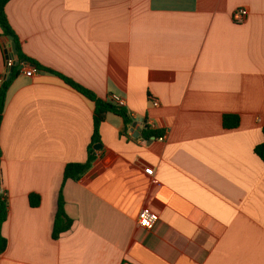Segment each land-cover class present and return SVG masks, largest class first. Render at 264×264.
Instances as JSON below:
<instances>
[{
  "label": "crops",
  "instance_id": "obj_1",
  "mask_svg": "<svg viewBox=\"0 0 264 264\" xmlns=\"http://www.w3.org/2000/svg\"><path fill=\"white\" fill-rule=\"evenodd\" d=\"M6 13L53 73L20 72L8 89L0 264H264V0H9ZM10 42L0 28V71ZM60 76L123 97L133 122L105 116L91 169L62 187L73 227L55 241L64 169L88 158L95 112Z\"/></svg>",
  "mask_w": 264,
  "mask_h": 264
},
{
  "label": "trees",
  "instance_id": "obj_2",
  "mask_svg": "<svg viewBox=\"0 0 264 264\" xmlns=\"http://www.w3.org/2000/svg\"><path fill=\"white\" fill-rule=\"evenodd\" d=\"M9 0H0V28L2 29L3 36L6 38H14L15 39V45L17 49V54L19 56L20 62L24 61L26 63L32 64L35 69L38 71H45L53 73L51 70L42 68L39 66L38 63L33 61L31 58H28L25 56L21 50V47L19 45V40L16 37L15 33L12 31L11 26L8 23V16L6 13V6ZM20 65H17L14 67V72L12 75V78L9 80H5V82L0 87V118L2 120V116L4 113V110L7 105V94L8 89L11 87L13 80L16 78V76L20 73ZM60 78L73 90L77 91L78 94L82 95L83 97L87 98L95 105V112L93 113V136H91V142L88 147V158H86V161L84 163L75 164V163H69L66 165L64 169L63 174V180H62V186L59 191V198L57 203V210L54 220V226L52 229V239L57 241L60 239L61 235L68 232L71 227H73V220L69 218L64 210V203L65 199L63 196V185L66 181L73 180V181H79L92 167V164L95 157V150L94 146L96 144H101L100 141V128L101 125L105 121V116L109 113L116 114L122 118V121L124 122L125 127L127 128L132 124V118L130 117L128 111L123 107H118L110 102H106L103 100H100L97 96H95L90 91L82 88L81 86L77 85L74 81L61 77ZM0 120V123H1ZM238 119L237 116H225L223 117V126L226 130H232L238 128ZM264 134V129H263ZM142 135L145 141H150L152 139H157L161 136L160 132L152 131L149 127H144L142 130ZM255 153L259 157V159L264 163V142L261 145H257L255 147ZM1 156H2V149L0 146V254L5 252L7 247V241L3 236V224H6L8 220V206L7 201L5 200V196L2 193V179H3V173L1 168ZM40 203V197L36 195H32L30 197L29 205L31 208H36L39 206Z\"/></svg>",
  "mask_w": 264,
  "mask_h": 264
},
{
  "label": "built area",
  "instance_id": "obj_3",
  "mask_svg": "<svg viewBox=\"0 0 264 264\" xmlns=\"http://www.w3.org/2000/svg\"><path fill=\"white\" fill-rule=\"evenodd\" d=\"M248 17V12L245 9H237L234 14H233V20L235 23L242 25L246 22ZM20 72L28 77H34L39 71L35 68H32V66H28L29 64L26 62H21L20 63ZM15 67V60L13 58H7L5 60V64H4V68L3 71H0V87L2 86V84L5 82L7 75L10 71V69ZM108 101L118 107H123L125 108L126 106V102L123 99V97L119 96V95H110ZM151 102L153 104L154 107H158L159 103L157 100L155 99H151ZM164 136H161L159 138H157L160 141L164 140ZM158 215L150 213L148 211H143L139 214V225L146 229V230H150L153 229V227L155 226V224L158 221Z\"/></svg>",
  "mask_w": 264,
  "mask_h": 264
},
{
  "label": "water",
  "instance_id": "obj_4",
  "mask_svg": "<svg viewBox=\"0 0 264 264\" xmlns=\"http://www.w3.org/2000/svg\"><path fill=\"white\" fill-rule=\"evenodd\" d=\"M10 39V44L7 46V49L5 50V53H9L10 55L12 54L13 57H10L9 55H7L6 59L7 58H13L15 60V66L19 65L21 62H20V59H19V56L17 54V49H16V45H15V39L14 38H9ZM23 62V61H22ZM13 72H14V68L10 69L8 75H7V78L6 80H9L12 78V75H13ZM1 120V118H0ZM102 148L101 145L99 144H96L94 146V150L96 151H99L100 149Z\"/></svg>",
  "mask_w": 264,
  "mask_h": 264
}]
</instances>
